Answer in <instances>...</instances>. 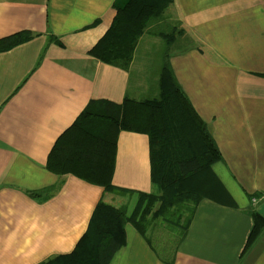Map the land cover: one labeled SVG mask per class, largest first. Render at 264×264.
<instances>
[{
  "label": "crops",
  "instance_id": "obj_1",
  "mask_svg": "<svg viewBox=\"0 0 264 264\" xmlns=\"http://www.w3.org/2000/svg\"><path fill=\"white\" fill-rule=\"evenodd\" d=\"M114 1L0 0V39L34 36L0 53V264L67 255L99 202L127 218L138 194H160L141 134L120 132L116 142L112 185L131 194L45 169L89 102L157 95L156 77L135 57L126 72L88 55L113 20ZM169 13L189 42L169 54L170 69L220 153L211 171L226 196L202 199L173 248L158 236L160 221L149 242L127 223L110 264H264V230L242 255L251 212L264 219V0H174Z\"/></svg>",
  "mask_w": 264,
  "mask_h": 264
},
{
  "label": "trees",
  "instance_id": "obj_2",
  "mask_svg": "<svg viewBox=\"0 0 264 264\" xmlns=\"http://www.w3.org/2000/svg\"><path fill=\"white\" fill-rule=\"evenodd\" d=\"M173 4L174 0L113 2V20L88 55L129 72L142 37L160 39L166 50L164 60L158 73L149 70L156 77L157 95L138 101L126 96L120 104L89 102L55 141L45 163V169L53 175H71L111 194H131L112 185L117 137L120 132L145 135L150 182L160 194H138L136 206L127 218L123 211H114L99 202L73 251L42 264H110L126 244L127 223L146 242L148 230L158 221L183 240L199 202L202 199L220 202L223 190L211 171V166L221 160L220 153L182 93L168 62L167 50L185 33L170 16ZM33 37L32 33L22 31L2 38L0 53ZM45 193L44 190L31 195ZM223 195L226 196L224 192ZM250 216L252 228L242 255L264 230V219L255 212Z\"/></svg>",
  "mask_w": 264,
  "mask_h": 264
},
{
  "label": "rangeland",
  "instance_id": "obj_3",
  "mask_svg": "<svg viewBox=\"0 0 264 264\" xmlns=\"http://www.w3.org/2000/svg\"><path fill=\"white\" fill-rule=\"evenodd\" d=\"M172 24V23H170ZM173 25V24H172ZM186 34L183 36L177 38L175 42L172 44L171 47L167 50L168 55L171 54L173 51H176L180 48H184L188 45V39L186 38ZM165 46L164 43L160 39H156L152 36L145 35L143 39L138 43V49L136 53V65H146L149 70L155 74L158 73V70L160 69L162 62L164 60V54H165ZM156 225L161 226L160 223H156ZM158 232V236L161 237L160 240H163L164 243H168L170 247H174L176 245V242L178 241L179 237L176 233H168L164 227L161 228ZM154 248L158 252L156 242L157 239H154ZM159 253V252H158ZM162 254H165V249L162 250Z\"/></svg>",
  "mask_w": 264,
  "mask_h": 264
}]
</instances>
